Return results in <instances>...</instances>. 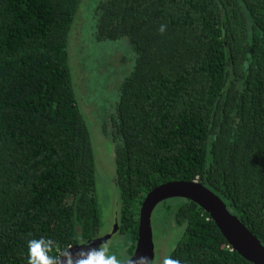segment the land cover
Listing matches in <instances>:
<instances>
[{
	"label": "trees",
	"instance_id": "trees-1",
	"mask_svg": "<svg viewBox=\"0 0 264 264\" xmlns=\"http://www.w3.org/2000/svg\"><path fill=\"white\" fill-rule=\"evenodd\" d=\"M85 1L0 0V264H27L33 238L100 236L92 130L113 145L129 256L145 195L170 180L210 188L264 243V0H93L96 38L131 68L94 93V122L75 84ZM158 205L181 233L168 256L253 264L196 202Z\"/></svg>",
	"mask_w": 264,
	"mask_h": 264
},
{
	"label": "rangeland",
	"instance_id": "rangeland-1",
	"mask_svg": "<svg viewBox=\"0 0 264 264\" xmlns=\"http://www.w3.org/2000/svg\"><path fill=\"white\" fill-rule=\"evenodd\" d=\"M83 8L85 10L79 22L80 37L77 46L84 56L87 55L89 61H86L87 63L84 67L81 62H75L78 68L77 74L79 73V78L76 79L80 81L77 82L75 79V84L77 92L83 101V110L88 114L91 121L94 122V119L100 116L97 112L91 111L93 109L92 104L94 107H97V103H99L94 93L97 90L100 92V89H106L107 86L109 87V84H117L122 81L123 75H126L131 68L127 66L129 61L126 57L127 54L124 52L126 48L122 47V43H117V40H98L96 38L95 1L86 0ZM114 72L115 77L113 78ZM95 81L98 84L93 86ZM105 98V95L101 96V101H104ZM92 131L96 161V196L102 213L100 235H105L114 229L120 193L115 181L116 166L113 145L111 142L101 140L98 131ZM162 208L163 206L159 205L155 207L151 216L155 252L154 260L156 264H160L163 258L168 256L170 249L181 234L174 232L176 229H173L174 231L171 232L168 231L166 214ZM107 242L110 245L111 251L119 258L129 257V237L126 233L115 232Z\"/></svg>",
	"mask_w": 264,
	"mask_h": 264
},
{
	"label": "water",
	"instance_id": "water-1",
	"mask_svg": "<svg viewBox=\"0 0 264 264\" xmlns=\"http://www.w3.org/2000/svg\"><path fill=\"white\" fill-rule=\"evenodd\" d=\"M172 197H184L196 202L209 213L233 249L253 264H264V243L226 206L219 195L197 180H170L155 186L145 195L139 211L135 249L129 258L144 255L154 259L152 212L159 202ZM118 227L116 219L112 232L69 247L74 253L81 248L86 250L89 246L98 247Z\"/></svg>",
	"mask_w": 264,
	"mask_h": 264
},
{
	"label": "clouds",
	"instance_id": "clouds-1",
	"mask_svg": "<svg viewBox=\"0 0 264 264\" xmlns=\"http://www.w3.org/2000/svg\"><path fill=\"white\" fill-rule=\"evenodd\" d=\"M158 31L164 35L167 25L161 24ZM27 246V264H156L154 259L144 255L121 259L111 251L107 241H102L98 247L89 246L86 250L81 248L75 253L71 247L61 248L58 241L43 236L28 240ZM160 264H182V262L169 255L165 256Z\"/></svg>",
	"mask_w": 264,
	"mask_h": 264
},
{
	"label": "flooded vegetation",
	"instance_id": "flooded-vegetation-1",
	"mask_svg": "<svg viewBox=\"0 0 264 264\" xmlns=\"http://www.w3.org/2000/svg\"><path fill=\"white\" fill-rule=\"evenodd\" d=\"M136 240H137V239H136ZM135 245H136V242H135ZM134 249H135V247H134ZM133 251H134V250H133ZM132 253H133V252H132ZM131 255H132V254H131ZM131 255H130V256H131ZM130 256H129V257H130ZM129 257H128V258H129ZM154 257H155V255H154Z\"/></svg>",
	"mask_w": 264,
	"mask_h": 264
}]
</instances>
